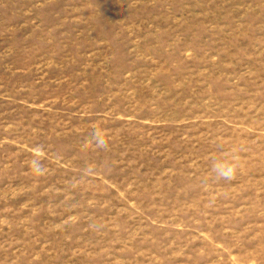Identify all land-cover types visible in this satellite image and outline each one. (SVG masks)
Listing matches in <instances>:
<instances>
[{
    "label": "rangeland",
    "instance_id": "374dc122",
    "mask_svg": "<svg viewBox=\"0 0 264 264\" xmlns=\"http://www.w3.org/2000/svg\"><path fill=\"white\" fill-rule=\"evenodd\" d=\"M0 264H264V0H0Z\"/></svg>",
    "mask_w": 264,
    "mask_h": 264
},
{
    "label": "clouds",
    "instance_id": "9594fccd",
    "mask_svg": "<svg viewBox=\"0 0 264 264\" xmlns=\"http://www.w3.org/2000/svg\"><path fill=\"white\" fill-rule=\"evenodd\" d=\"M92 139L95 141V144L98 148H101V149L108 148V140L101 131L99 130L94 131ZM31 164H32L34 173L43 174V167L41 164H39L38 161L33 160ZM213 169L218 178L224 179V180H231L235 176L236 165L225 163V162H218L213 166Z\"/></svg>",
    "mask_w": 264,
    "mask_h": 264
}]
</instances>
